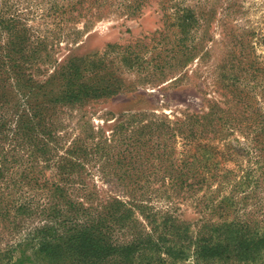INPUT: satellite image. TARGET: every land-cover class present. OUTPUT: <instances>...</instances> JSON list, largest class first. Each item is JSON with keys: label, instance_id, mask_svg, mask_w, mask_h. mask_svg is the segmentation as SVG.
Wrapping results in <instances>:
<instances>
[{"label": "rangeland", "instance_id": "374dc122", "mask_svg": "<svg viewBox=\"0 0 264 264\" xmlns=\"http://www.w3.org/2000/svg\"><path fill=\"white\" fill-rule=\"evenodd\" d=\"M56 1L67 3L0 0V264H49L32 240L39 218L17 208L31 203L37 213L46 189L60 179L79 198L124 204L127 238H162L174 249L185 247L174 264H195L199 245L226 230L246 243L264 240V150L253 149L245 128L228 132L234 154L222 166L231 171L229 182L202 199V193L171 198L164 186L168 161L130 141L140 138L137 131L147 122L169 123L207 111L213 102L219 116H244L253 126L264 121V0H144L136 17H92L88 29L68 24L69 38L56 28ZM183 9L196 18L186 46L179 45L174 22ZM109 43L145 57L142 68L123 67ZM39 44L53 63L27 60L32 50H42ZM173 51L194 58L183 67L169 59L161 71L146 65L151 55ZM75 69L80 84L106 75L110 93L69 102L64 85ZM219 141L200 143L226 154ZM195 143L178 139L177 155ZM260 247L247 264H264V243Z\"/></svg>", "mask_w": 264, "mask_h": 264}, {"label": "trees", "instance_id": "16d2710c", "mask_svg": "<svg viewBox=\"0 0 264 264\" xmlns=\"http://www.w3.org/2000/svg\"><path fill=\"white\" fill-rule=\"evenodd\" d=\"M143 3L144 0H67L66 4L56 1V28L58 32H64L62 38H69L72 35V27L68 30L66 28L70 23H82L84 28L88 29L92 17L95 20H101L111 14L125 15L127 18L136 17L142 10ZM174 20L179 27V45L186 46L185 40L189 39L196 24L195 15L190 9H183L174 13ZM38 46H42V50H32L27 60L43 64L53 63L52 55L46 53L47 46ZM106 48L116 55L126 69L142 68L145 57L130 50L131 48L117 43H109ZM178 53L173 51L172 55L163 56L157 53L151 55L145 63L152 69L161 71L169 59L183 67L194 58L191 53ZM174 67L176 66L171 68ZM78 77L79 70L75 69L69 74V79L64 85V96L69 102H83L87 97L110 93L106 75L97 77L93 84H80ZM219 111L218 104L213 102L207 106V111L186 114L183 118L169 123L165 119L150 121L137 131L140 138L133 137L130 140L134 146L149 147L150 152L153 149L156 158L161 162L165 159L168 161L165 170L168 179L164 186L167 192H172L170 197L184 194L182 198L193 199L202 193V199L213 186H216L219 192L229 182L231 171L222 166V163L230 160L234 154V150L230 149L228 132H234L236 129L242 131L245 128L251 135L253 149L263 152L264 139L259 140V137L264 133V121H259L255 126L247 125L246 117L233 118L230 114L223 117L218 115ZM215 138L224 140L222 145L228 149L226 154L225 151L224 154L221 153L216 146L209 147L200 143L203 139L212 141ZM178 139L186 144L197 143L179 156L175 147ZM217 191L215 192L218 193ZM222 202L216 206L222 207ZM32 207L31 203L19 205L17 210L30 217L36 215L39 218L40 225L35 229L32 240L36 241L38 254L49 264H174L172 260L183 259L185 247L182 245L174 249L167 246V240L162 238L151 237L150 241L149 238L141 239L135 234L127 238L124 226L128 210H123L126 208L124 204L116 200L95 204L90 195L79 198L67 180L60 179L50 184L46 189L44 203L37 206V213L32 212ZM223 209L225 210L222 208V211ZM226 215L225 212L219 218ZM167 216L161 215L165 219ZM241 237V234L226 230L225 235L205 240L197 249L194 263L254 262L258 255L256 252L261 250L260 245H263L264 240H251L246 243Z\"/></svg>", "mask_w": 264, "mask_h": 264}]
</instances>
